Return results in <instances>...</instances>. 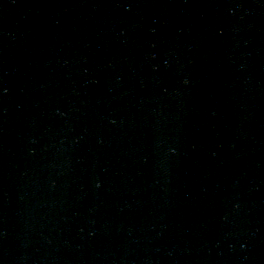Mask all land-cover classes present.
<instances>
[{
	"label": "water",
	"instance_id": "obj_1",
	"mask_svg": "<svg viewBox=\"0 0 264 264\" xmlns=\"http://www.w3.org/2000/svg\"><path fill=\"white\" fill-rule=\"evenodd\" d=\"M0 264H264V0H0Z\"/></svg>",
	"mask_w": 264,
	"mask_h": 264
}]
</instances>
